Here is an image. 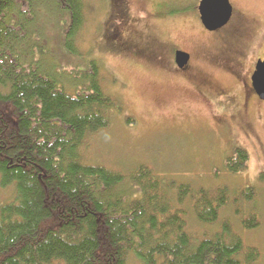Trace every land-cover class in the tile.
I'll list each match as a JSON object with an SVG mask.
<instances>
[{
	"label": "trees",
	"instance_id": "1",
	"mask_svg": "<svg viewBox=\"0 0 264 264\" xmlns=\"http://www.w3.org/2000/svg\"><path fill=\"white\" fill-rule=\"evenodd\" d=\"M85 9V0H0V185L15 191L0 204V264H258L230 220L198 239L188 230L185 200L214 224L229 187L194 195L143 164L124 174L82 161V144L111 124L116 103L95 60L62 78L42 33L65 31L78 51ZM249 160L237 148L226 169L246 171ZM238 194L256 197L254 186ZM236 211L246 228L259 225L256 213Z\"/></svg>",
	"mask_w": 264,
	"mask_h": 264
},
{
	"label": "rangeland",
	"instance_id": "2",
	"mask_svg": "<svg viewBox=\"0 0 264 264\" xmlns=\"http://www.w3.org/2000/svg\"><path fill=\"white\" fill-rule=\"evenodd\" d=\"M198 1L129 0L127 22L135 24L140 35L135 38L143 49L150 53L152 43L160 40L170 61V53L176 48L196 50L213 45H206L195 30L206 36L205 40H210L212 34L232 32L235 17L219 33L206 32L198 20ZM231 1L245 19L248 30L245 37L253 36V48L259 44L263 47L264 0ZM85 5V24L75 40L78 51L65 46V31L42 33L51 52L49 62H56L52 56H59L62 61L58 69L62 78L73 80L77 74L82 76L95 60L101 69L102 88L116 103L111 124L88 136L82 144V161L124 174L143 164L166 180L191 185L194 195L201 189L229 187V204L221 208L214 224H201L194 214L193 200H185L188 230L198 239L219 231L220 223L230 220L235 231L243 236L245 245L258 249V264H264V103L259 106L256 102L246 115L257 135L244 137L239 106L227 111L219 108L210 114V109L201 104L202 97L189 87L173 82L179 77L171 70H162L150 57L138 56L135 51L124 53L129 42L127 36H113V33H117L115 29L123 25L125 18H111L112 0H85ZM209 68L217 84L234 88L232 77ZM237 148L246 149L250 160L246 171L233 173L226 169V163ZM249 186H254L256 197L245 201L238 191ZM14 195L13 186L0 185V204L11 201ZM239 208L248 216L256 213L259 225L246 228L242 224L243 215L236 211ZM129 261L141 264L133 257Z\"/></svg>",
	"mask_w": 264,
	"mask_h": 264
},
{
	"label": "flooded vegetation",
	"instance_id": "3",
	"mask_svg": "<svg viewBox=\"0 0 264 264\" xmlns=\"http://www.w3.org/2000/svg\"><path fill=\"white\" fill-rule=\"evenodd\" d=\"M201 0L198 1V6ZM113 6L111 10V18H125L122 26H117L113 33V36L126 35L129 42L126 44L124 53L137 52L138 56L150 57V60L155 63V65L161 66L162 70H171L175 76L173 82L181 83L190 88V90L195 91L200 97L203 98L201 101L202 106H206L210 109V114L218 112L217 109L221 108L222 111H227L232 108V106H239V115L243 119V136L248 138H253L257 135V129L252 125L251 121L247 118L250 110L254 108L256 102L258 105L264 103L258 94H256L254 89L253 78L257 70L258 63L264 62V46L261 47L253 45L251 39L253 36L245 37L247 30V25H244V17L242 14L236 12L233 6V13L230 21L224 25L233 21L235 17L234 27L232 32L223 35H216L212 33H219L223 27L217 30H208L201 21L200 11L198 6V20L202 24V27L210 35V40H205L204 35L201 32H196L198 37L203 39V42L211 47H201L200 49H182L176 48L170 53V61L168 60L167 51L165 50V44L160 43V40L152 43L153 50L149 53L147 49H143L140 42L137 41L135 36H140L136 29L135 24H130L127 22L129 19L128 10L130 8L129 0H112ZM115 4V5H114ZM119 4V5H118ZM113 36L111 38H113ZM135 38V40H133ZM133 40V41H132ZM230 40V42L228 41ZM149 44H147L148 46ZM253 48V49H252ZM114 50H117L114 48ZM182 53L188 54L189 59L186 64H180V55ZM166 61H168L166 63ZM214 68L218 71H222L223 74H228L235 80V86L232 90L227 89L225 86L217 84L215 78L209 74L208 69ZM237 96V97H235ZM235 98V102L231 99ZM259 105V106H260ZM257 108V107H256ZM247 115V116H246ZM236 117V115H235ZM237 118V117H236ZM248 120H247V119Z\"/></svg>",
	"mask_w": 264,
	"mask_h": 264
},
{
	"label": "water",
	"instance_id": "4",
	"mask_svg": "<svg viewBox=\"0 0 264 264\" xmlns=\"http://www.w3.org/2000/svg\"><path fill=\"white\" fill-rule=\"evenodd\" d=\"M201 21L206 29L217 30L226 25L232 16L233 6L231 0H201L198 6ZM180 64H186L189 55H180ZM253 78V85L256 94L264 100V62H259Z\"/></svg>",
	"mask_w": 264,
	"mask_h": 264
}]
</instances>
